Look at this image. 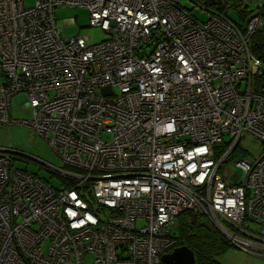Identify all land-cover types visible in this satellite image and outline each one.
<instances>
[{"label": "built area", "instance_id": "2783aa9c", "mask_svg": "<svg viewBox=\"0 0 264 264\" xmlns=\"http://www.w3.org/2000/svg\"><path fill=\"white\" fill-rule=\"evenodd\" d=\"M181 1L0 0V124L28 125L64 163L57 188L0 156V264H167L186 211L264 258V152L231 158L246 134L264 145V19L199 22ZM69 7L110 37H65ZM21 93L26 121L10 115Z\"/></svg>", "mask_w": 264, "mask_h": 264}, {"label": "rangeland", "instance_id": "374dc122", "mask_svg": "<svg viewBox=\"0 0 264 264\" xmlns=\"http://www.w3.org/2000/svg\"><path fill=\"white\" fill-rule=\"evenodd\" d=\"M245 1L248 6L245 10L247 15L241 22L243 24L248 22L251 10L254 9L256 3L261 5L260 0ZM33 4L34 0H26L27 6ZM181 6L199 22L208 21L209 13L202 8L204 5L194 3L192 0H182ZM56 19L58 27L65 37H73L78 34L86 35L90 38L91 44L101 43L110 37L101 27L90 26V12L84 7L58 8ZM235 20L238 21L237 17ZM27 101V96L22 93L13 97L10 111L13 120L32 119V110L25 108ZM104 139L109 141L111 136L105 134ZM225 140L227 141L228 138L225 137ZM241 145L249 152L248 158L252 160L258 159L264 152L263 143L250 134L245 135ZM0 156L11 159L15 168L38 175L57 188L62 185V180L54 176L51 168L64 167L62 159L45 138L35 133L31 127L24 123L0 124ZM234 162V160L229 161L227 165L233 169ZM142 225H144V221L139 220L138 226ZM251 226L256 227L254 224ZM258 230L260 229L258 228ZM219 262L220 264H264V258L233 246L220 257Z\"/></svg>", "mask_w": 264, "mask_h": 264}, {"label": "trees", "instance_id": "16d2710c", "mask_svg": "<svg viewBox=\"0 0 264 264\" xmlns=\"http://www.w3.org/2000/svg\"><path fill=\"white\" fill-rule=\"evenodd\" d=\"M195 3L204 5L205 10H211L223 13L232 20L237 17V23L241 26H246L241 23L246 17V8L248 6L245 0H193ZM261 5L256 3L254 9L251 10V15L258 13L264 19V0H260ZM245 8V9H244ZM252 48L254 53L264 62V24L259 28L253 36ZM253 85L261 83L262 91L264 92V84L260 79L254 78ZM257 88V87H256ZM255 88V89H256ZM236 150L232 159L240 156H246L247 150ZM25 172H28L24 170ZM62 180L63 176L54 172ZM175 236L178 239V247L186 246L191 249L196 258V264H220V257L233 247L227 238L213 225L210 219L202 213H194L192 211L183 212L179 215L176 222ZM177 247V248H178Z\"/></svg>", "mask_w": 264, "mask_h": 264}, {"label": "water", "instance_id": "95a60500", "mask_svg": "<svg viewBox=\"0 0 264 264\" xmlns=\"http://www.w3.org/2000/svg\"><path fill=\"white\" fill-rule=\"evenodd\" d=\"M111 92V87L102 89L103 94H110ZM163 260L167 264H196L194 252L186 246L178 247L171 254L164 255Z\"/></svg>", "mask_w": 264, "mask_h": 264}, {"label": "bare ground", "instance_id": "6f19581e", "mask_svg": "<svg viewBox=\"0 0 264 264\" xmlns=\"http://www.w3.org/2000/svg\"><path fill=\"white\" fill-rule=\"evenodd\" d=\"M176 249V248H175Z\"/></svg>", "mask_w": 264, "mask_h": 264}]
</instances>
